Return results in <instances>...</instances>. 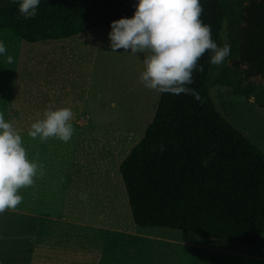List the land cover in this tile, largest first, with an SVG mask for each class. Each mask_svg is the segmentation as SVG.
Segmentation results:
<instances>
[{
    "label": "rangeland",
    "instance_id": "1",
    "mask_svg": "<svg viewBox=\"0 0 264 264\" xmlns=\"http://www.w3.org/2000/svg\"><path fill=\"white\" fill-rule=\"evenodd\" d=\"M111 25L58 42L29 43L0 31L13 63L0 56V112L20 130L30 160L45 175L22 188V203L0 214V264H264L255 246L134 223L120 165L153 120L160 93L143 86L144 53L110 48ZM228 27L223 43L230 40ZM235 51L212 65L211 96L221 114L264 150V109L229 80ZM226 78L228 83L221 82ZM71 108L67 143L28 136L49 104ZM81 193L87 194L82 200ZM61 238V239H59Z\"/></svg>",
    "mask_w": 264,
    "mask_h": 264
},
{
    "label": "trees",
    "instance_id": "2",
    "mask_svg": "<svg viewBox=\"0 0 264 264\" xmlns=\"http://www.w3.org/2000/svg\"><path fill=\"white\" fill-rule=\"evenodd\" d=\"M201 20L223 46L228 27L236 93L264 109V0H200ZM139 0H40L35 18L19 17L18 3L0 0V31L29 43L58 42L132 18ZM211 53L194 72L201 101L160 93L156 114L143 138L120 165L133 221L205 239L257 245L264 233V150L218 110L209 88ZM221 82L228 83L226 78ZM160 145L164 150H160ZM207 161L205 164L204 162Z\"/></svg>",
    "mask_w": 264,
    "mask_h": 264
},
{
    "label": "clouds",
    "instance_id": "3",
    "mask_svg": "<svg viewBox=\"0 0 264 264\" xmlns=\"http://www.w3.org/2000/svg\"><path fill=\"white\" fill-rule=\"evenodd\" d=\"M18 3L19 17L35 18L40 0H13ZM203 6L200 0H139L132 18L113 21L109 33L113 52L123 49L135 55L144 53V70L140 82L149 90L173 95H191L201 101L200 93L189 87L194 83V72L203 73L200 59L211 53L210 63L223 64L231 46L218 45L212 39L211 26L201 20ZM7 46L0 41V56L13 63ZM71 108H55L49 104L42 115L31 123L28 136L46 142L50 138L69 142L74 134ZM160 150L164 146L160 145ZM205 164L207 161L204 162ZM45 165L39 162V153L30 160L23 145L20 130L6 121L0 112V214L14 211L22 203L19 190L34 186L37 178L45 175ZM82 200L87 194L81 193Z\"/></svg>",
    "mask_w": 264,
    "mask_h": 264
},
{
    "label": "crops",
    "instance_id": "4",
    "mask_svg": "<svg viewBox=\"0 0 264 264\" xmlns=\"http://www.w3.org/2000/svg\"><path fill=\"white\" fill-rule=\"evenodd\" d=\"M59 239H61V238H59Z\"/></svg>",
    "mask_w": 264,
    "mask_h": 264
}]
</instances>
